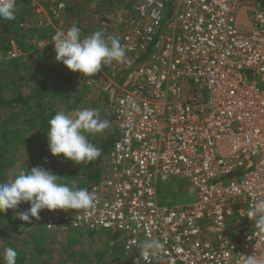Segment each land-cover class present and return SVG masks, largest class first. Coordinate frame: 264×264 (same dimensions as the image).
Returning <instances> with one entry per match:
<instances>
[{
  "label": "built area",
  "instance_id": "2783aa9c",
  "mask_svg": "<svg viewBox=\"0 0 264 264\" xmlns=\"http://www.w3.org/2000/svg\"><path fill=\"white\" fill-rule=\"evenodd\" d=\"M28 8L19 28L41 31L65 5ZM98 29L127 57L110 64L108 167L87 189L89 212L42 210L38 224L109 234L131 264H264V231L247 215L264 202V0H120ZM53 43L33 41L55 55ZM23 55L11 41L3 60ZM173 180L190 184V203H158ZM153 239L163 250L145 260L138 244Z\"/></svg>",
  "mask_w": 264,
  "mask_h": 264
},
{
  "label": "clouds",
  "instance_id": "9594fccd",
  "mask_svg": "<svg viewBox=\"0 0 264 264\" xmlns=\"http://www.w3.org/2000/svg\"><path fill=\"white\" fill-rule=\"evenodd\" d=\"M18 12L17 0H0V20L13 21ZM55 61L69 71L80 73L85 78L94 77L103 66L113 62H127L126 49L118 36H105L96 31L82 36L81 29L70 27L59 30L52 36ZM46 134L48 149L53 157H63L78 165L92 162L101 156V149L90 143L86 134H100L110 127V122L100 117L95 109H78L71 113L57 112L48 122ZM95 194L86 188L71 185L44 167L30 171L21 170L11 181L0 183V213L16 210L22 203L30 207L17 212V219L26 224L40 219V212L47 210L64 212L81 210L89 212L94 207ZM247 215L254 220L255 227L264 231V202L254 204ZM141 256L148 260L163 250L159 240H145L138 244ZM17 251L4 249V264H16ZM243 264H261L255 255L243 256Z\"/></svg>",
  "mask_w": 264,
  "mask_h": 264
},
{
  "label": "rangeland",
  "instance_id": "374dc122",
  "mask_svg": "<svg viewBox=\"0 0 264 264\" xmlns=\"http://www.w3.org/2000/svg\"><path fill=\"white\" fill-rule=\"evenodd\" d=\"M63 0H60L59 2H57L56 4L62 2ZM53 2V0H52ZM54 2H56V0H54ZM107 0L103 1L104 4H106ZM116 2V0H115ZM51 3V2H50ZM52 4V3H51ZM54 5V4H52ZM65 5V3H64ZM17 7L18 10H22L23 12L19 14L18 17V28H17V32L16 33L19 38H12L14 40H12L13 42H15V44L18 46V42L16 40L19 41V43H21L18 48L20 47V49H24L26 51H30L33 54H37L38 50H36L34 48L33 45V41L34 39H36V32L37 30H33L34 32L31 34H24V36L22 37L20 33L23 32L21 30V28H19V24L23 21H28V15H29V8L28 5L25 4V0H17ZM97 7V6H96ZM101 7V6H99ZM97 8V13L96 16H92V17H84L82 18L83 21H81V19L75 18L74 20H72L70 22V19L72 17V19L74 18V14L71 13L70 14V18H68L67 21H65L64 19H60V16L57 17L56 20H52L55 21V26L56 29L59 30H63V31H67L70 27L72 26H77L81 29L82 31H85V27L84 24L86 23L87 19H91L93 20L94 17L96 18L95 21L100 22L101 21V16L103 14H105L106 11L109 10L110 6L103 8ZM83 10V9H81ZM106 10V11H104ZM86 13V12H85ZM62 14V13H61ZM78 21L79 25H75L76 23L74 21ZM76 21V22H77ZM81 21V22H80ZM73 22V25H71ZM94 22V21H93ZM92 22V23H93ZM83 23V25L81 24ZM95 26V24L93 25ZM239 28H244L247 27L245 23H241L240 25H238ZM97 24L95 28L92 29H96L97 30ZM20 31H19V30ZM27 30V29H24ZM95 30V31H96ZM40 31V30H39ZM42 32L47 33L46 29L45 30H41ZM49 34V32L47 33ZM86 34V31H85ZM84 36V34H83ZM21 51V50H20ZM22 52V51H21ZM23 54H25V52H22ZM38 53H45V56L41 57H32L30 64H36L38 67H43L45 66V63L48 62V59H51L50 62H48V66H50L49 63H51V61L53 60V58H51L53 54H50L48 52H43L40 51ZM3 52L0 50V79L1 76L3 77V73H5V69H7L9 66V64H5L4 56H3ZM39 54H37L38 56ZM34 60H36V62H34ZM16 64H19L20 66H22V68L20 67L18 69V74L20 75V77L24 76L23 73L25 72V69H28L29 64L25 63V60L23 57H20L18 60H16ZM53 64L51 65L52 68L48 69V70H42L39 71V73H41V78L38 77V79H42L44 77V75H47L48 79L53 80L54 77L58 76L57 73V62L55 60H53ZM44 64V65H43ZM34 66V65H33ZM26 67V68H25ZM44 68V67H43ZM24 69V70H23ZM35 69V68H34ZM103 69V70H102ZM102 71H100L99 73H97L98 79L95 81V77L91 78L90 80H87L86 85L83 88H80L78 86V84H80L81 82V74L80 73H75L76 75H72V79L74 77L75 79V84L77 85V91H81L82 93V103L84 108H88V109H95L98 110L100 113V117L102 119H106L110 122V127L106 130H104L102 133L100 134H86L87 136L90 135V143H94V139H96L99 142H105L107 141V138L110 135H113V123H112V105L109 102V98H108V102L105 100V94H107L109 92L110 89H114V83L119 82L120 80V75L118 73H114L112 72V70L110 69V65H105L102 67ZM34 71V70H33ZM44 71L46 73H44ZM56 71V72H55ZM63 72V71H61ZM59 76L56 77L55 79L60 81L61 79H66L67 75L66 73H63V75L59 72L58 73ZM86 81V80H85ZM40 82V80L38 81ZM4 85V86H3ZM89 85V87H88ZM107 85H109L107 87ZM27 84L24 83L22 80H19L17 78V76H14L13 78L7 79L6 81L2 82V90H1V94L6 98V99H10L12 96L16 95V89L21 90L22 93H24L25 95L28 92L27 89ZM71 87V85H70ZM1 88V86H0ZM107 88V92L106 89ZM57 90V89H56ZM70 90V89H68ZM101 95H100V94ZM99 95V96H98ZM61 95H59L58 97H60ZM79 108H77L76 110H78ZM71 113V112H69ZM92 140V141H91ZM111 147L108 149L106 155L104 156L103 160H102V165L104 167H108V162H109V153H110ZM39 151L38 150V145L37 143L34 144H27V151H21V158L20 159H15L12 163H11V167L8 168L4 173L3 176L4 178H6L8 181H11L15 178V176L19 173V171L24 170L26 171V167H27V159L24 160V156H26L28 153L29 154H35L36 156V152ZM40 153L45 154L47 153V150L45 148H41ZM67 161V160H66ZM68 163V170L71 171L73 169V167L71 166L70 169V165H73V162L71 161H67ZM68 170H66V172H69ZM107 170V168H106ZM59 171V170H58ZM56 176L59 175L55 174ZM60 177V176H59ZM62 180L64 178V176L62 175L60 177ZM7 181V182H8ZM71 185V184H70ZM193 196V191L190 187V184L186 181H178V180H173L170 182H166V183H161L158 187V203L159 204H164V205H175V204H187L191 202ZM30 207V205L28 203H22L21 205L18 206V208L16 210H8L5 213H2L0 215V222L2 225H0V262H4L3 259V253H4V249L7 248L5 246V243L8 241H11V243H15V242H21L24 243L23 245L25 246V248H27L28 246L31 249V254L30 257L31 259L36 260L37 264H75L78 261L82 262V263H86V264H131L130 262V258H128L127 256H125L124 254L121 253L120 248H118V246H115L114 248L109 247L108 242L110 240H112V237L109 236V234L106 233H97V234H90L89 232L86 231H81L79 233V235H77V245L73 248L72 252L75 254L74 256V260L73 261H66V256L69 253L68 249H67V238L70 235V231L68 232H57V231H49L52 233V237L50 239H47V241H45V246L49 251L50 254H52V260L49 259V257H41V255H38L34 252L33 250V245L35 247L36 243L38 242V240L41 239V232H42V228L46 229L44 227V225L42 224H38L39 220H33L32 224H26L25 222L20 221L19 219H17V212H21V211H26L28 208ZM47 230V229H46ZM48 231V230H47ZM45 231V232H47ZM54 234V235H53Z\"/></svg>",
  "mask_w": 264,
  "mask_h": 264
},
{
  "label": "trees",
  "instance_id": "16d2710c",
  "mask_svg": "<svg viewBox=\"0 0 264 264\" xmlns=\"http://www.w3.org/2000/svg\"><path fill=\"white\" fill-rule=\"evenodd\" d=\"M19 11L21 13L23 12L22 10H18L16 19L13 21L0 20V50L3 52V56L9 51L10 42L14 40L12 38H19L16 34L18 33ZM34 29L35 28L32 30L29 28L27 30L21 29L23 32L18 29L21 33L19 35L23 37L24 34L33 33ZM53 35L54 34L51 35L42 31L36 32V38L42 40L50 41ZM18 40L16 41L20 45L21 43H19ZM20 50L26 52L24 49ZM16 60L5 62V64H9L7 65L9 67L5 69L3 77L1 76L3 79H0V92L3 89L2 82L7 79L11 80V78L17 76L19 80L23 81V78L18 74V69L20 67L22 68V66L16 64ZM39 80L40 82H38ZM50 81L51 79H48L46 74L42 79H38L36 76L32 87L28 86L27 88L28 94L23 95L21 90L16 89V95L12 96L10 99H6L0 93V183L8 181L4 178L3 173L11 167V163L16 158H21L20 153L22 150L27 151V144L32 145L37 143L39 151L36 152V156L35 154L28 153L23 157L24 160L27 159L26 171H30L34 167H44L53 174L59 173V175H57L58 177L63 175L64 182L69 184L74 182L76 187L88 189L91 185L100 181L103 174L106 172L107 167H104L101 162L108 149L115 141L114 131L113 135H110L105 142H99L94 139L93 145L101 149V156L99 158L92 162H84L78 165L73 163V165H70V169L71 166L73 169L69 171L67 161L62 156L53 157L48 149L46 136L49 130L48 122L57 112L63 111L65 114H68L69 112L75 111L77 108L83 109V104H81L83 97L71 90H56L53 88V84ZM59 95L61 96L58 97ZM104 96L107 103H109L107 94ZM87 139L90 142V135L87 136ZM41 148H45L47 153H40ZM66 170L69 172H66ZM1 214L2 213H0V215ZM0 225H2L1 222ZM70 232L72 233H70L66 241L69 252L66 256V261L74 260L75 254L72 250L77 245V235H79L81 231ZM51 237L52 233H47L42 229L41 239L38 240L35 247L34 245L32 247L34 252L41 255L42 258L48 256L49 259L52 260L53 255L44 247L46 245L45 241ZM23 244L24 243L21 242L11 243V241H8L5 243V246L12 247L17 251L16 264H37L36 260L30 257V247L28 246L25 248ZM0 264H4V262H0ZM75 264L86 263L78 261Z\"/></svg>",
  "mask_w": 264,
  "mask_h": 264
},
{
  "label": "crops",
  "instance_id": "0c3cea01",
  "mask_svg": "<svg viewBox=\"0 0 264 264\" xmlns=\"http://www.w3.org/2000/svg\"><path fill=\"white\" fill-rule=\"evenodd\" d=\"M59 1L60 0H56V2H54V0H53V2H52V0H25V4L28 5V7L30 5H32V4H35V5H39L40 7H43V8L47 9V8H50L51 6L56 5V3L59 2ZM103 1H105V0H63L62 2L65 3V10L63 12H60L58 16H60V19H64L65 18V21H67L68 18H70V14L73 13L74 14V18L72 19V17H71L70 22L72 20H74L75 18L81 19V21H83L82 18H84V17L96 16L95 13H97V8L99 6L105 8V9H106V7L110 6L108 11L104 10L106 12H105V14H103L101 16V18H102L107 13L114 12L115 8L120 6V0H116V2H115V0H107L106 4H104ZM50 2L52 4H54V5H52ZM101 7H99V8H101ZM81 9H83V10H81ZM28 18H29V15H28ZM95 19H96L95 17H94L93 20H91V19L88 20L87 19L86 23L84 24L86 34H85V31H82V36H83V34H84V36H88V35H90V34H92V33H94V32L99 30L98 28H97V30L95 29L96 31L94 29H92V28L96 27V24H97V27H99V22L95 21ZM30 20L31 19L29 18L28 21H30ZM52 20H51V25L52 26L46 28L47 33L49 32V34H51V35L54 34V30H57L56 26H55L56 22L55 21L52 22ZM76 21H74L76 23L75 25H79L78 21L77 22ZM81 24L83 25V23H81ZM94 24H95V26H93ZM71 25H73V22H72ZM33 28L34 27L29 26L30 30H32ZM35 30H37V29L35 28ZM37 31H39V29ZM31 33H29V34H31ZM42 51L43 52H48L50 54H53L49 47L45 48ZM38 52H40V51H38ZM38 52H37V54H39V55L37 56V54H33L30 51H26L25 54L22 56L24 58V60H25V63L29 64V65H27L28 69H25V72L23 73L24 76H22L23 82L26 83L29 87H32V85L34 84L36 76L41 78L42 74L39 73V71H42V70L46 71V70L52 68L51 65L54 62L53 60H55V55L53 54V55H51L52 56L51 58H53V60L51 61V63H49L50 66H48V67H47L48 62H50L51 59H48V62L45 63V66H43L44 68L43 67H38L37 63L36 64H30V61H31L32 57L35 58V57H41L42 56V59H45V58H43V56H45V53H41L40 54ZM32 61H33V59H32ZM34 62H36V60H34ZM56 64H57V67H56L57 73L56 74L59 76V74H58L59 72L62 75H63V73H66L67 78L66 79L63 78L60 81H58V80L55 79L58 76L54 77V79L50 81L53 84V88L57 89V90H63L64 89V90H67V91H68V89H70L71 91L75 92L76 94L82 95L81 94L82 92L81 91L79 92L76 89L77 85L74 83L75 82V79H74L75 76L72 79V75L73 74L76 75L77 73L75 74V73L69 71L62 63H56ZM45 71H44V73H46ZM61 71H63V72H61ZM91 78H93V77L85 78V77H83L81 75V82H80V84H78V86L80 88H83L86 85V87H87L86 82H87V80H90ZM119 82H120V80H119ZM113 83H114L113 84L114 86H117V83H115V82H113ZM70 85H71V87H70ZM28 86H27V88H28ZM88 87H89V85H88ZM23 95H25V94L23 93ZM107 96H108V93H107ZM108 98H109V96H108ZM42 229L44 231H47L44 228H42ZM47 233H51V232L47 231Z\"/></svg>",
  "mask_w": 264,
  "mask_h": 264
},
{
  "label": "water",
  "instance_id": "95a60500",
  "mask_svg": "<svg viewBox=\"0 0 264 264\" xmlns=\"http://www.w3.org/2000/svg\"><path fill=\"white\" fill-rule=\"evenodd\" d=\"M113 95H114V89H110L108 92V96H109V102L112 105L113 102Z\"/></svg>",
  "mask_w": 264,
  "mask_h": 264
}]
</instances>
